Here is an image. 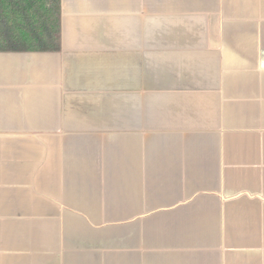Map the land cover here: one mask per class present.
Here are the masks:
<instances>
[{
  "label": "crops",
  "instance_id": "crops-1",
  "mask_svg": "<svg viewBox=\"0 0 264 264\" xmlns=\"http://www.w3.org/2000/svg\"><path fill=\"white\" fill-rule=\"evenodd\" d=\"M60 24L0 52V264H264V0Z\"/></svg>",
  "mask_w": 264,
  "mask_h": 264
},
{
  "label": "trees",
  "instance_id": "trees-1",
  "mask_svg": "<svg viewBox=\"0 0 264 264\" xmlns=\"http://www.w3.org/2000/svg\"><path fill=\"white\" fill-rule=\"evenodd\" d=\"M60 0H0V52L60 49Z\"/></svg>",
  "mask_w": 264,
  "mask_h": 264
}]
</instances>
